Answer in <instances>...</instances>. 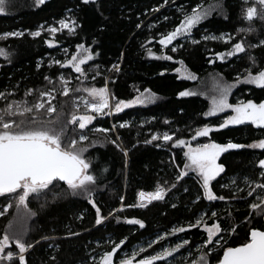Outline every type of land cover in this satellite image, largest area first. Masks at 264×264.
<instances>
[{
  "label": "trees",
  "instance_id": "trees-1",
  "mask_svg": "<svg viewBox=\"0 0 264 264\" xmlns=\"http://www.w3.org/2000/svg\"><path fill=\"white\" fill-rule=\"evenodd\" d=\"M212 1L215 0H168L167 3L165 0H90L85 4L83 0H45L44 4L37 5L36 0H6L8 9L0 13V34H24L0 39V48L10 54L7 59L0 57V92L6 96V99L0 98V108L12 101L25 100L31 106L39 102L40 91L55 88L57 91L52 93L55 96L52 104L56 106V112L49 115L40 110L39 118L56 120L59 117L67 124L73 112L78 114L75 101L83 97L84 92L71 91L64 96L59 91L61 75L73 90L81 86L103 87L107 84L114 98L130 100L138 95L136 89L141 92L151 89L158 97L147 105L98 116L88 129H73V125L68 124L66 131L69 137L82 131L90 138L85 144L95 142L85 156L92 163L89 171L97 175L94 199L102 215L108 216L120 208L121 196L124 197V208L115 214L120 222L109 217L101 225H96V213L86 195L73 196L65 182H54V186H49L40 199L29 198L28 207L35 215L27 220L25 240L34 244L26 254L28 264H94L92 257H96L95 264H98L100 256L111 251L113 242L118 244L125 238V243L114 256V264L140 247L146 251L140 253L136 257L138 259L155 255L166 246L170 249L184 240L189 243L156 264H192L191 261L199 259L204 251L210 253L209 264H214L221 258L224 247H236L246 242L251 228L264 230V217L251 213L250 209V204L262 190L256 189L252 196H248V191L255 184L245 182L247 177L250 181L264 183L258 166V160L264 159V150L243 148L222 154L219 162L225 171L212 184L217 196H224L225 200L208 201L204 198L195 173L190 172L182 180H176L187 163L185 148L174 146L176 139H185L194 145L210 141L224 144L229 140L247 145L264 138V129L240 125L214 131L209 137L191 139L196 128L219 124L221 117L203 115L210 106L208 98L200 94L178 95L196 84V81L178 75L176 70L180 61L199 78L216 72L226 81L242 77L245 69L252 67L248 54L256 58L253 73L264 69V46L249 47L247 53L223 61L215 57L216 53L230 50L231 45L241 39L246 45H258L264 40V20L256 17L249 22L244 18V10L253 4L264 14V8L256 0H222L225 15L211 14L193 28L190 36L178 38L167 48L159 44L161 34L173 30L180 23L181 9L190 12L197 5ZM62 19L75 20L79 27L74 34L64 29L53 36L47 29L59 27L58 22ZM249 27L254 31H239ZM36 31H41V35L34 37L30 34ZM225 33L232 35L231 42L203 39L204 36L219 37ZM49 40L53 41V47L47 43ZM192 40L199 43L194 44ZM79 44L90 47L94 54L99 53L84 65L87 79L80 77L70 66L65 68L52 62L59 60L63 63L70 59ZM173 47H176L175 52L171 50ZM64 49L68 50L67 55ZM149 49L156 56L167 55L173 59H156L148 54ZM114 64L119 66V71L112 69ZM45 77H49L52 83ZM29 89L33 92L26 95ZM249 99L257 103L264 100V89L240 84L230 95L232 103ZM122 123L129 126L119 127ZM113 125H117L114 130ZM95 128H108L110 131H92ZM157 132L176 134L173 141L145 143ZM111 140H116L120 147L113 145ZM121 149L127 150V157ZM234 179L236 183L232 184ZM157 184L170 189L163 200L153 201L146 208L129 207L139 202V191H155ZM172 184L176 186L172 188ZM197 196H200L199 200ZM14 199L13 195L0 196V211L6 210L0 216V239L5 231L10 234L14 231L9 225H15L18 211L15 203L12 208L7 207ZM211 212H216L217 217L212 218ZM202 213L208 214L204 219L209 225L219 220L224 230L220 234L223 237L221 247L215 250H212L214 242L201 248L206 240L202 225L188 228L189 223H195ZM132 218L142 220L145 227L125 222ZM179 227L188 230L173 234L172 230ZM42 237L52 239L43 240ZM35 241L40 242L35 244ZM149 243H152L151 248ZM11 250L17 251L14 245Z\"/></svg>",
  "mask_w": 264,
  "mask_h": 264
},
{
  "label": "snow or ice",
  "instance_id": "snow-or-ice-1",
  "mask_svg": "<svg viewBox=\"0 0 264 264\" xmlns=\"http://www.w3.org/2000/svg\"><path fill=\"white\" fill-rule=\"evenodd\" d=\"M90 0H83V3L88 4ZM168 0H165L167 3ZM6 0H0V13L5 11ZM37 5H42L45 0H36ZM261 8H264V0H256ZM244 18L251 22L254 18L259 17L264 20V14H261L255 4L247 7L245 10ZM182 19L180 23L174 27L173 30L161 34L159 44L167 48L173 41H176L180 37H187L191 35L194 27L198 26L204 19H207L210 14V10L203 9L201 5H197L190 12L181 9ZM168 17H165L167 20ZM59 27L52 26L47 31L53 36L64 29H68L71 33H75V30L79 25L75 20L68 21L62 19L59 22ZM139 27V25H138ZM43 29V26H41ZM240 32L254 31L251 27L247 29H240ZM23 32H9L0 34V39H7L9 37L22 36ZM34 37L41 35V31L30 33ZM203 39H220L225 43H229L233 40L231 34L225 33L221 36H204ZM50 47H53V41H47ZM192 43L198 44V40H192ZM264 46V40H261L258 45H246L243 39L231 45L230 50L224 53H216L215 57L223 61L228 57L237 56L240 53H247L249 47ZM176 51V47L171 49ZM67 49H64L67 55ZM148 54L156 59L172 60V56L161 55L156 56L151 49L148 50ZM10 54L4 48H0V56L7 59ZM99 53H93L90 47H86L84 44L76 46V52L67 59L65 62L59 60H53L54 64H60L61 67H71L75 73L80 74V77L84 79L88 78L87 71L84 67L89 61H93L95 56ZM248 58L251 61L252 67L256 66V58L251 54H248ZM210 62H215L211 60ZM183 63L182 61L180 62ZM252 67L245 69L241 76H238L233 82L226 81L218 82V94L211 98V106L205 116H215L218 113H224L227 110H231V115H228L226 119L219 124L218 127L208 124L202 127L196 128L192 136V140H196L198 137H209L214 131L228 128L229 126L251 125L258 129H264V100L259 103L254 100L238 101L235 104L229 102V96L232 90L239 84L255 85L258 88L264 89V69H260L253 73ZM98 68V66H97ZM112 69L119 71V66L114 64ZM179 71V69H177ZM99 72L97 71V75ZM79 78V77H78ZM49 83H52L49 77H45ZM95 79V77H93ZM187 79L195 80L197 77L195 74H189ZM60 89L64 96H68L71 91H81V89H71L68 87L69 81L64 78L63 75L59 77ZM57 89L53 88L48 91H40L39 102L34 103L31 106L25 101H12L7 103L4 108H0V196L13 195L15 197L13 202L7 204L8 208L13 207V203L18 211V216L15 221V225L10 223L9 228H14V231L10 234L5 231L3 238L0 239V264H28L26 254L34 247L33 243H28L25 240L27 235V220L34 216L35 213L28 207L29 198L40 199L45 195L46 190H49V186H54V182H65L68 189L71 191V195H86V198L91 203L96 213L95 224L101 225L109 217L117 219L120 222L116 213L123 211L124 197L121 196V207L110 212L108 216H104L101 213V208L96 204L94 199V193L97 186V175L93 174L89 170L92 168L90 160L86 159L84 153L88 151L89 147L94 146L95 142L83 145L81 142L89 141V136L84 132L76 133V136L69 137L67 135V127L70 125H78L79 130L88 129L89 125L97 119L98 116L111 115L113 113L122 112L126 108L133 107L134 105H144L146 103L155 102L158 97L156 93L151 89H145L141 92L136 89L138 95L131 100H123L111 97V93L107 84L103 87H86L83 91L87 93L88 97H80L75 103V108L79 109L81 103L83 104L84 114L77 115L73 112L70 121L66 124L60 121L59 117L56 120H45L40 117V110H45L49 115L56 112V106L52 104V100L55 96L52 94ZM33 92L29 89L26 95H30ZM196 93L185 90L178 93L180 97L192 96ZM0 98L6 99L5 93L0 92ZM46 98V99H45ZM110 98L114 100V103H110ZM47 105V107H46ZM165 123H168L167 121ZM127 123H122L119 127H128ZM117 125L112 126L114 130ZM95 132L108 133V128H95L92 129ZM75 132V130H74ZM175 132L171 134L169 132L154 133L151 140H146L145 143H151L152 141L164 142L173 141ZM78 137V138H77ZM118 139V137H117ZM116 147H120L116 140L110 141ZM174 146H183L187 149L184 152V156L187 159V163L183 165V168L176 176V180H182L185 176H188L190 172L195 173L203 189V197L208 201L225 200L224 196H217L213 190L212 182L225 171L224 165L219 163L222 154L229 150H238L243 148L248 149H260L264 150V138L253 141L250 144L234 143L229 140L227 143L221 144L215 141L208 143H197L195 146L190 141L185 139H176ZM127 157V150L121 149ZM258 166L260 168L259 176L264 177V159L258 160ZM179 168V165H176ZM246 183L255 184V187L248 191L247 195L252 196L256 189H261V193L256 196V200L250 204L251 213H255L257 216L264 217V183H257L250 181L249 178H245ZM236 180L232 181L235 184ZM176 185L172 184L174 188ZM222 187H230V185H223ZM170 191L160 184L156 185L155 191L145 192L141 190L138 192L139 202L135 205H129V207L146 208L153 201H161ZM187 191V189H185ZM200 196H197V200ZM44 205L42 204L41 207ZM175 207V205H173ZM23 210V211H21ZM6 211V210H5ZM5 211H0V216L5 214ZM250 213V215H251ZM207 213H202L196 218L195 223H189L188 228L203 226L206 232V240L201 248H206L207 245L213 244L215 240V246L212 250L221 247V240L223 239L220 234L224 231L221 228L219 220L209 225L204 217ZM211 217H217L216 212H211ZM83 218L82 216L80 217ZM126 223L132 225H139L140 228L145 227V223L136 218L126 219ZM188 229L184 227L174 228L172 233L186 232ZM235 231V228L232 229ZM71 235H79L78 233H71ZM167 235V234H166ZM217 237H219L217 239ZM43 240H50L51 237H42ZM127 238H125L126 240ZM162 239V237H161ZM125 240H121L118 244L113 242L111 251H105L99 259L98 264H114V256L118 249H121V245L125 243ZM40 241H35V244H39ZM158 241H153L155 243ZM152 243L148 244V247H152ZM189 243L188 240H184L182 244H177L175 248L164 249L155 255H148L142 259L136 261V257L146 251L145 248L140 247L131 252V254H125V256L119 259L118 264H156L157 261L165 260L167 257L173 255L184 245ZM15 246L17 251L11 250L12 246ZM199 251V249H198ZM208 251L202 252L199 259L193 260L192 264H209ZM53 259H55L53 257ZM95 264L96 257H92ZM217 264H264V230L258 228H251L249 238L246 242L236 247H224L223 255L217 262Z\"/></svg>",
  "mask_w": 264,
  "mask_h": 264
},
{
  "label": "rangeland",
  "instance_id": "rangeland-1",
  "mask_svg": "<svg viewBox=\"0 0 264 264\" xmlns=\"http://www.w3.org/2000/svg\"><path fill=\"white\" fill-rule=\"evenodd\" d=\"M202 8L203 9H206V10H210V14L208 15V16H210L211 14H213V13H217L218 15H225V8H224V5H223V1L222 0H215V1H212V2H210V3H208V4H206V5H203L202 6ZM7 3H5V11L4 12H6L7 11ZM8 51V50H7ZM75 54V53H74ZM1 57V56H0ZM181 62V61H180ZM179 62V65H178V68L177 69H179V71H177L176 70V72L178 73V75L181 77V78H187V76L189 75V74H195L194 72H192L191 70H189L188 68H187V66L184 64V63H180ZM0 64H1V62H0ZM195 76L197 77V75L195 74ZM241 78H243V77H241ZM221 80H223V81H226L221 75H219L218 73H216V72H210V73H208L206 76H204V77H202V78H199V77H197V79H195L194 81H196V84L192 87V88H190V89H188V90H190V91H192V92H194V93H196V94H200V95H202V96H204V97H206V98H208V100H209V105L211 106V98L214 96V95H217L218 94V82L219 81H221ZM226 82H229V83H231V82H233V81H226ZM240 85V84H239ZM238 86V85H237ZM236 86V87H237ZM86 87H95V86H81L80 88H78V89H81V91L82 92H84L83 91V88H86ZM97 88H99V87H97ZM233 91V90H232ZM111 93V92H110ZM83 97H86V98H89L88 97V95H87V93H85L84 92V95H83ZM111 97H112V95H111ZM80 98V97H79ZM90 99V98H89ZM133 99V98H132ZM131 100V99H130ZM78 100H76L75 101V103L77 102ZM229 102L230 103H232L231 101H230V96H229ZM110 103H114V100L113 99H111L110 98ZM147 104H150V103H146V104H144V105H147ZM232 104H235V103H232ZM137 105H139V104H137ZM137 105H134V106H137ZM210 106H209V108H210ZM209 110V109H208ZM84 108H83V104L81 103V107L79 108V110H78V114L77 115H80V114H84ZM232 113H231V110H227L226 112H224V113H218L217 115H215V116H220L221 117V119H220V122H219V124L220 123H222V121L224 120V119H226L227 118V116L228 115H231ZM208 117H211V116H208ZM219 124H215V125H211V126H216V127H218L219 126ZM78 128V125H73L72 126V128L74 129V128ZM191 142V141H190ZM83 145H87V144H85V141L84 142H81ZM192 144V143H191ZM193 146H195L194 144H192ZM185 151H187V149L185 148ZM85 154H86V152L84 153V156H85ZM85 158H86V156H85ZM220 163V162H219ZM214 244H215V240H214ZM139 247H140V245H139ZM176 247V245H174L172 248H175ZM164 249H169V247L168 246H166ZM164 249H162L161 251H163ZM160 251V252H161ZM175 253V252H174ZM173 253V254H174ZM131 254V252L129 253V255ZM171 257V256H170ZM169 257V258H170ZM199 257V256H198ZM142 258H144V257H141V258H139V259H142ZM136 259V261H138L139 259L138 258H135ZM193 260H195V259H193ZM192 260V261H193ZM191 261V262H192Z\"/></svg>",
  "mask_w": 264,
  "mask_h": 264
},
{
  "label": "water",
  "instance_id": "water-1",
  "mask_svg": "<svg viewBox=\"0 0 264 264\" xmlns=\"http://www.w3.org/2000/svg\"><path fill=\"white\" fill-rule=\"evenodd\" d=\"M223 255V254H222ZM221 258H222V256H221ZM214 264H217V262L216 263H214Z\"/></svg>",
  "mask_w": 264,
  "mask_h": 264
}]
</instances>
